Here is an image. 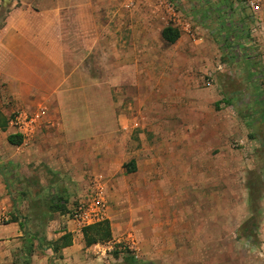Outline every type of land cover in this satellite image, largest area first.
<instances>
[{"label": "rangeland", "instance_id": "rangeland-1", "mask_svg": "<svg viewBox=\"0 0 264 264\" xmlns=\"http://www.w3.org/2000/svg\"><path fill=\"white\" fill-rule=\"evenodd\" d=\"M230 3L0 0V110L13 131L36 144L38 156L0 166L25 228L5 245L14 264H31L30 250L54 249L55 233L69 222L81 229L73 210L98 196L101 219L112 218L123 238L107 251L116 262L107 254L103 264L124 258L125 264H153L137 239L153 237L143 222L154 216L163 243L172 235L182 243L214 244L196 250L202 255L194 260L264 264V80L240 104L241 115L226 113L223 125V107L212 96L228 98L218 73L233 59L241 21ZM47 19L49 32L42 33ZM171 24L180 32L174 44L161 36ZM226 85L230 92L237 86ZM94 121L113 122L114 174L106 167L110 136L90 127ZM0 148L7 157L25 154ZM53 154L60 170L41 162ZM131 154L140 159V173L132 159L123 162ZM76 172L84 180L73 178ZM220 215L225 221L217 225Z\"/></svg>", "mask_w": 264, "mask_h": 264}, {"label": "crops", "instance_id": "crops-1", "mask_svg": "<svg viewBox=\"0 0 264 264\" xmlns=\"http://www.w3.org/2000/svg\"><path fill=\"white\" fill-rule=\"evenodd\" d=\"M234 12H236V15L239 16V19H241V21L238 24L240 27V30L238 34L233 37L236 48L233 53L234 56H232L233 59L230 60L232 64H230V62L229 63L223 62L220 66L221 70L218 73V76L222 79L221 82L225 83L224 84L225 91L223 95L225 99L228 97L227 98L228 100L226 99L225 101L223 98H221L220 95H217L215 93L212 95L213 97H216V101H218V104L220 105L219 107H223L222 114H221L222 115L221 124L226 123V119H225L226 113L235 111L237 112V114L241 115L242 109H241L240 104L245 103L244 98L246 96L248 97L253 96L255 92L253 87H255L256 81L261 80V79L264 80V38L259 36L257 40L256 38H253L251 34L248 32L247 26L245 25L246 24L245 21L247 18V10L236 9ZM171 26L175 28L172 24ZM39 29L41 30L42 33L49 32L48 19L45 24L42 23ZM40 46L42 50L41 51L42 56H45L46 59H48L50 57L48 44L45 45L44 43H42ZM36 47L39 48V44ZM32 79L34 80V78ZM230 81L237 84L234 92H230L226 90L228 88V85H226V83ZM243 85L245 86L244 88H242ZM220 86L222 85L220 84ZM257 94L258 93L256 92V97L258 96ZM0 114L3 120L1 122L2 123L6 122L4 128L2 127V124L0 123V134H2L1 136H3V138L0 139V143L4 144L5 147H8L10 149L22 148L24 149L23 151L25 152L24 155L20 154L19 156H15V157H7L5 152H3L2 149L0 148V166L2 165L1 163L3 162H10V163L20 162L21 163V160H23V156H25L26 161L28 157L29 158L31 157L30 162L34 161L33 160L34 158L32 156L38 158L36 154H33V151L35 150L34 147L36 144L33 141L31 142L24 141V132L20 130L19 132L20 134H19L17 133L16 129H14L15 131H13L11 126H9L10 122L7 116L2 112V110H0ZM262 114H264V112H261V117H262ZM93 123L95 125H89V126L95 129L96 128H100V129L106 128V131H105L107 133L106 137L110 136L109 137L110 145L107 146L108 148L107 147L105 148L106 149L105 152L107 153L106 167H108V170H110L109 172H113L114 174L113 162L111 163V165H110V162L114 159V155L115 156H119V155L114 154L113 139H112L113 129H114L113 122L94 121ZM71 128H74L72 124H71ZM57 134H62V132H60L59 130ZM10 135L22 136V143L19 145L11 143L9 141ZM71 136H73V134H71ZM67 137L69 138V135H67ZM55 156L56 155L53 154V157L52 156H47L46 158L42 157L41 162H47L48 167H50L51 169L55 171L56 169L60 170V164L57 163L56 161L57 159H55ZM122 159H123V162H127L129 159H132L133 161H135V163H137V166H135L133 162V165H134L133 172L140 173L139 170H140L141 162L138 157L136 158L134 154H131V155H127L126 157L122 156ZM30 162H27V163H30ZM119 170L116 172H119ZM54 173H58V172H54ZM73 173H72L73 178L78 177L84 180L85 178L84 172H79V173L76 172L75 175H73ZM90 173H94V172H90ZM147 173L155 174V172H147ZM147 173L144 172L143 176L147 175ZM4 176L5 174L0 173V263L1 264H14L12 261V257L14 256V253L13 251H11V249H7L5 245L18 241L21 237H23L24 236L23 232L25 228L21 220L16 218L18 212L14 210L10 198L6 195L8 186H7V181L4 178ZM141 182L146 183V177H144ZM152 205H153L152 206L153 208H156L155 201L153 202ZM148 208H150L149 205L146 206V209ZM12 216H15L16 219L15 220L13 219L12 221L7 220L6 222H3L4 219H6L7 217H12ZM221 217H222L221 215L218 216L217 225H220V222L224 223L225 219ZM154 218L155 216L152 217L151 220L149 219L143 222V224L150 225V228L153 231V237L149 239L140 237L137 239V244L139 245L141 252L145 255L147 254L150 255V256L147 255L146 257H151V256L154 257L153 264H181L187 258L188 260L186 264H205V262L202 260H194L195 257L202 255V254H198L196 250H205V249L209 250L211 249V247L214 248V244L212 242L206 241V242H201V244L200 243L194 244L192 242L190 244H187V243H182L180 241H176L175 239L172 238V235H170V239L168 240L170 243L169 244H167L166 242L163 243V241H160L161 239L159 238V236L161 235L156 236V234L158 233H156V228H153L154 225L159 224V221L156 222ZM106 219L110 221L111 229H112V239L110 241L105 242V243L93 244L91 246H86L85 241L83 239V234L81 231L82 228L77 229L75 225L69 222V226L67 227V229L65 230L63 229V231H59L55 233V236H54L55 239L53 240L54 242L50 243V245L53 246L54 244H56L59 238H61L67 232L72 234L71 245L58 248V249H57V246H58L57 245L54 249H52L51 247L50 249L44 250L42 252L39 250H30L31 254H29V257L31 260V264H49L50 259H52L54 263H60V264H103L105 261V255L107 257V254H108L107 251L111 248L112 245L119 243L123 239L120 236L119 231L115 230L113 219L110 217ZM208 224H209V220H208ZM29 239L30 238H26L27 242L29 241ZM47 239H50V237L47 236ZM25 252L27 254V251ZM206 255L208 256V254ZM108 256H112V255L108 254ZM114 258H113V262L115 263L116 259L114 260ZM180 259H181V262H179ZM127 260H128L127 258H124L123 264H125V262H128Z\"/></svg>", "mask_w": 264, "mask_h": 264}, {"label": "built area", "instance_id": "built-area-1", "mask_svg": "<svg viewBox=\"0 0 264 264\" xmlns=\"http://www.w3.org/2000/svg\"><path fill=\"white\" fill-rule=\"evenodd\" d=\"M231 2L233 10H247L246 26L248 32L253 38L258 40L261 36L264 38V0H226ZM135 0H130V5L134 4ZM102 199L93 198L90 206L86 204L80 205L73 210V220L80 227H84L101 220L102 215Z\"/></svg>", "mask_w": 264, "mask_h": 264}, {"label": "trees", "instance_id": "trees-1", "mask_svg": "<svg viewBox=\"0 0 264 264\" xmlns=\"http://www.w3.org/2000/svg\"><path fill=\"white\" fill-rule=\"evenodd\" d=\"M162 37L168 43H175L180 37V32L178 29H175L172 26H168L162 30ZM1 121L3 120L0 114V123L4 128L6 122L2 123ZM9 141L13 144L19 145L22 143V136L10 135ZM81 231L86 246H91L97 243H105L112 239L111 224L110 221L106 218H103L98 222L82 227ZM57 243V249L71 245L72 234L68 232L65 233L61 238H59Z\"/></svg>", "mask_w": 264, "mask_h": 264}]
</instances>
